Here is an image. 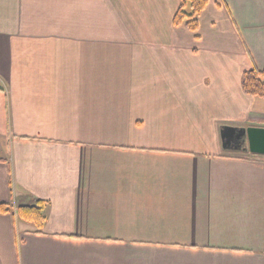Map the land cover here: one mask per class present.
Instances as JSON below:
<instances>
[{"label": "crops", "instance_id": "crops-1", "mask_svg": "<svg viewBox=\"0 0 264 264\" xmlns=\"http://www.w3.org/2000/svg\"><path fill=\"white\" fill-rule=\"evenodd\" d=\"M0 0V264H264V0ZM42 202L37 227L19 205Z\"/></svg>", "mask_w": 264, "mask_h": 264}, {"label": "trees", "instance_id": "trees-1", "mask_svg": "<svg viewBox=\"0 0 264 264\" xmlns=\"http://www.w3.org/2000/svg\"><path fill=\"white\" fill-rule=\"evenodd\" d=\"M207 0H179V7L174 14L173 24L183 26L187 30L195 33L198 29V16L205 9ZM241 87L245 94L253 97L264 98V68H252L243 72L241 76ZM241 152H247L245 146L239 149ZM11 207L0 203V213L11 212ZM18 218L35 224L38 228L44 222L42 213V202L38 200L35 204L19 205L16 207Z\"/></svg>", "mask_w": 264, "mask_h": 264}, {"label": "water", "instance_id": "water-1", "mask_svg": "<svg viewBox=\"0 0 264 264\" xmlns=\"http://www.w3.org/2000/svg\"><path fill=\"white\" fill-rule=\"evenodd\" d=\"M221 144L223 148L245 149L252 154L264 155V127L246 126L234 127L223 125L220 128ZM239 141V146L233 145Z\"/></svg>", "mask_w": 264, "mask_h": 264}, {"label": "flooded vegetation", "instance_id": "flooded-vegetation-1", "mask_svg": "<svg viewBox=\"0 0 264 264\" xmlns=\"http://www.w3.org/2000/svg\"><path fill=\"white\" fill-rule=\"evenodd\" d=\"M233 145H235V146H239V141H235L234 143H233Z\"/></svg>", "mask_w": 264, "mask_h": 264}, {"label": "rangeland", "instance_id": "rangeland-1", "mask_svg": "<svg viewBox=\"0 0 264 264\" xmlns=\"http://www.w3.org/2000/svg\"><path fill=\"white\" fill-rule=\"evenodd\" d=\"M245 154H247V153L245 152V153H242V154H240V155H245Z\"/></svg>", "mask_w": 264, "mask_h": 264}]
</instances>
